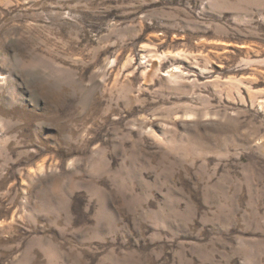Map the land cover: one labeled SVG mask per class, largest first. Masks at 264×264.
Returning a JSON list of instances; mask_svg holds the SVG:
<instances>
[{
  "label": "clouds",
  "instance_id": "clouds-1",
  "mask_svg": "<svg viewBox=\"0 0 264 264\" xmlns=\"http://www.w3.org/2000/svg\"><path fill=\"white\" fill-rule=\"evenodd\" d=\"M0 264H264V0H0Z\"/></svg>",
  "mask_w": 264,
  "mask_h": 264
}]
</instances>
